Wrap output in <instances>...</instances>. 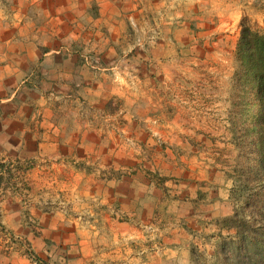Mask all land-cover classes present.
<instances>
[{"label": "crops", "instance_id": "1", "mask_svg": "<svg viewBox=\"0 0 264 264\" xmlns=\"http://www.w3.org/2000/svg\"><path fill=\"white\" fill-rule=\"evenodd\" d=\"M26 4L0 11V225L34 259L22 248L0 261L213 256L238 167L240 19L255 22L264 0Z\"/></svg>", "mask_w": 264, "mask_h": 264}, {"label": "rangeland", "instance_id": "2", "mask_svg": "<svg viewBox=\"0 0 264 264\" xmlns=\"http://www.w3.org/2000/svg\"><path fill=\"white\" fill-rule=\"evenodd\" d=\"M31 0H0V11L6 16L13 17L16 11L24 6L30 5ZM29 12H31L29 10ZM263 15V16H262ZM261 17L257 18L255 22L249 16H244L240 19V26L244 24L253 29L259 31H264V12ZM258 21V22H257ZM241 30V28H240ZM240 35V33H239ZM92 55L86 54L85 59L89 64L96 62ZM231 96L233 103V137L238 142L236 150L233 152L234 159L238 167L234 171L235 185L233 187V198H232V214L231 216L222 219L224 222V227H227L224 234L220 235L217 245L215 247L214 255L211 257H201L199 259V264H232L236 260V252L239 250L246 251L245 244L239 243L240 237L237 236V231L242 229H247L250 227H256V229H261L264 220L262 216L259 215L256 204L261 203V195L263 194L258 177L254 176L251 171L257 166H254V154L251 151V138L248 134V129L250 127V117L257 113L260 106L257 105H245L244 103L249 101V94L247 90L242 86L241 78V68L237 61L235 53V62L233 61V74H232V86H231ZM28 164V163H27ZM153 178L159 180L161 177L157 174L153 175ZM164 178H161V181ZM251 196L250 206L245 207V202L248 197ZM243 215H247L245 219L250 220V223L243 224L236 228L239 224V220ZM1 228L4 229L0 225ZM6 230V229H5ZM8 231V230H7ZM9 239L5 238L0 234V252L9 253L11 251H20L22 248V253L26 254L29 258L34 259L30 247L27 242L19 240L11 232ZM246 233V231H245ZM243 249V250H242ZM0 264H7L6 262L0 261Z\"/></svg>", "mask_w": 264, "mask_h": 264}, {"label": "trees", "instance_id": "3", "mask_svg": "<svg viewBox=\"0 0 264 264\" xmlns=\"http://www.w3.org/2000/svg\"><path fill=\"white\" fill-rule=\"evenodd\" d=\"M236 57L241 68L242 86L249 94L245 105L260 106L257 113L250 117V127L246 129L251 138V153L254 154L252 174L259 179L262 195L261 203L256 204L257 211L264 220V31L241 24L240 35L236 45ZM251 196L245 202L250 206ZM243 215L236 225L250 223ZM261 229L250 227L237 231L240 242L245 244L246 251L236 252V260L232 264H264V223ZM246 231V233H245ZM243 250V249H242Z\"/></svg>", "mask_w": 264, "mask_h": 264}, {"label": "built area", "instance_id": "4", "mask_svg": "<svg viewBox=\"0 0 264 264\" xmlns=\"http://www.w3.org/2000/svg\"><path fill=\"white\" fill-rule=\"evenodd\" d=\"M0 234L3 235L7 239H9V237H11V235L8 233V231L1 228V227H0Z\"/></svg>", "mask_w": 264, "mask_h": 264}]
</instances>
